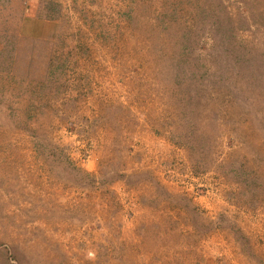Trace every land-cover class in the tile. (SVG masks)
<instances>
[{
  "label": "rangeland",
  "instance_id": "obj_1",
  "mask_svg": "<svg viewBox=\"0 0 264 264\" xmlns=\"http://www.w3.org/2000/svg\"><path fill=\"white\" fill-rule=\"evenodd\" d=\"M0 264H264V0H0Z\"/></svg>",
  "mask_w": 264,
  "mask_h": 264
}]
</instances>
